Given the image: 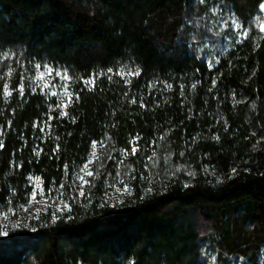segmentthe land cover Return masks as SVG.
Returning a JSON list of instances; mask_svg holds the SVG:
<instances>
[{"label":"trees","instance_id":"16d2710c","mask_svg":"<svg viewBox=\"0 0 264 264\" xmlns=\"http://www.w3.org/2000/svg\"><path fill=\"white\" fill-rule=\"evenodd\" d=\"M261 2L0 0V53L13 54L0 60V210L15 215L0 224V264H264ZM37 64L70 77L67 116L34 89ZM29 177L68 211L19 218ZM117 183L127 192L110 202Z\"/></svg>","mask_w":264,"mask_h":264},{"label":"rangeland","instance_id":"374dc122","mask_svg":"<svg viewBox=\"0 0 264 264\" xmlns=\"http://www.w3.org/2000/svg\"><path fill=\"white\" fill-rule=\"evenodd\" d=\"M223 19L224 18L219 19L218 17H215L212 21L213 28L216 29L218 33H222V30L224 29ZM232 23H233L234 29L238 31L240 27L237 26V21L233 19ZM256 25L258 26L260 31H261V28L264 27V11H261V15L256 19ZM242 37H245L243 33H242ZM208 56H207V60L211 62V57L210 56L208 57ZM48 68H51V67L48 66ZM51 69H52L51 74H48L47 70L43 66H41L39 70H37L35 66L32 67L31 77H32V85L34 89L39 90V92L42 95H45L48 98H54L56 104H58L60 101H64L65 104H69V98L64 95L63 85L67 83L68 91L71 92L70 79L66 81L63 78V74L65 72L60 71V70H55L53 68ZM39 72H44L45 74L43 78L37 80L36 77L38 76ZM57 72H60L61 76H57L56 75ZM45 85H47V87ZM53 92L56 93L55 96L52 95ZM95 152L97 156V147L95 149ZM95 159L96 158H94L93 161ZM92 163H90L88 166V169H86L85 172L82 173V175H84L85 177V180H87V178L89 177L86 175V172L89 170L91 171ZM36 178L37 177H32V179L30 180L32 191H35L36 195L34 198L30 196L29 203L21 210L19 214V218H21L22 220L25 218H29L41 211H46L50 207L53 208L56 213H63V212L68 211L69 204L62 197L55 198V199H49V197H47V195L45 194L41 180L40 179L37 180ZM79 181L81 185L83 186L85 185L84 181H81V180ZM117 189H119L120 191H117ZM126 192L127 191L125 190V188L121 184L117 183V185H115L114 187L110 189L107 199L110 202L118 201L121 199L123 195L126 194ZM13 216L15 215L13 214L7 215L0 210V224L3 226L10 224L11 222L14 221ZM261 262L262 263L264 262V253H261Z\"/></svg>","mask_w":264,"mask_h":264},{"label":"snow or ice","instance_id":"6c2138e0","mask_svg":"<svg viewBox=\"0 0 264 264\" xmlns=\"http://www.w3.org/2000/svg\"><path fill=\"white\" fill-rule=\"evenodd\" d=\"M200 2H201V3H204V0H200ZM259 8H260L261 11H264V2H261V3L259 4ZM224 23L227 24L228 21H225ZM237 26H238V27H241V28L243 27L242 25H239V22H238V21H237ZM261 31L264 32V27L261 28ZM243 35L246 37V36H247V32H244ZM11 55H13V54H11V53H7V52L0 53V60L8 59ZM35 67H36L37 70H39V69L41 68V65L37 64V65H35ZM43 67L47 70L48 74H51V72H52V69H51V68H48L47 65H44ZM108 72H112V69H109ZM11 73H12V69L9 68L7 75H11ZM44 74H45L44 72H39V74H38V76L36 77V79L39 80V79L43 78ZM56 75H57V76H61V73H60V72H57ZM117 75H120V76H121V79L124 80V82H125L126 84H131V83H132L131 79H125L124 74H123V69H121V71L118 72ZM127 75H128V76H133V75H134V76H139V75H140V70H139V68L135 69L134 72L131 71V70H129L128 73H127ZM63 78H64L66 81H67L68 79H70V77L68 76L67 72H65V73L63 74ZM0 79H2V77H0ZM109 79H111V76H109ZM83 83H84V85H85L86 87L89 86V85H92V86L94 87V86H95V78H90V79L84 80ZM45 86L47 87V85H45ZM212 86L215 87V81H213V85H212ZM164 87H165L166 89H168V90H171V89H172V85H171V84H165ZM196 87H197V85H196L195 83L191 85V88H192L193 90H195ZM63 88H64V95L67 96V97L69 98V103H71V97H72L73 93H71V92L68 91V85H67V83H65V84L63 85ZM17 90H18L19 95H20V96H23V95H24V92H25V85H24L23 83H20V84L18 85ZM88 90L91 91V90H92V87H89ZM209 91H211V89H209ZM183 94H184V93H183V88H182V89H181V95H183ZM11 95H12V92L9 91V84H8V83H4V84H3V98H4V102H7L8 99H9V97H10ZM52 95L55 96L56 93L53 92ZM75 95H76V100L78 101V100H79V94L77 93V94H75ZM131 102H132V103H136V100L133 99ZM68 106H69V105H68V104H65L64 101H60L58 104H56V107H55L54 110H59V117L62 118V117H65V116L68 115V113H67L66 111L63 110L64 108H67ZM49 119H53V117H49ZM73 122H75V119H74V118H73ZM9 123H10V122H9ZM33 126H34V127H37V125H35V124H34ZM47 126H48L49 128L51 127V125H47ZM40 132H44V128H43V127H40ZM2 135H3V133L0 132V136H2ZM56 139H59V137H56ZM138 139H139L138 137H137V138H134V140H138ZM161 139H163V137H161ZM96 143H97V142L94 141V142L92 143V145H91L92 153H91V156H90L89 159H88V162H87V163H84V164L82 165V167L79 169V171L77 172V178H78V180L84 181L85 184H88V183H90V182L87 181V180H85L84 175H81L80 173H84L85 170L88 169L89 164L93 162V159H94V158H97V157H96V152H95V149H96ZM101 143H103V142H101ZM3 148H4V141H3L2 139H0V149H3ZM42 151H43V149L38 148V147L33 149V152L35 153L36 156H39L40 153H41ZM54 151H59V145H57V147H56V149H55ZM137 151H138V149H137V147L135 146V143H133V146H132V148H131V154H132V155H135V154L137 153ZM124 154H125V155H128V152L125 151ZM17 167H22V165H17ZM68 167H69L68 165H64L65 174L68 173ZM235 171H236V170L233 169V172H235ZM86 175L89 176V177H91V176L94 175V173H93L92 171L89 170V171L86 172ZM28 179L31 180L32 177H29ZM36 179L39 180V177H37ZM61 187H63V185H61ZM80 188H81V191L79 192V194H80V195H85V192L83 191V185H80ZM125 190L127 191V186H125ZM117 191H120V190L117 189ZM149 191H150V190H149ZM30 195H31V197L34 198L35 195H36V192H35V191H32V192L30 193ZM65 206H67V205H65ZM212 259H213V262H214V261H215V257H213Z\"/></svg>","mask_w":264,"mask_h":264}]
</instances>
